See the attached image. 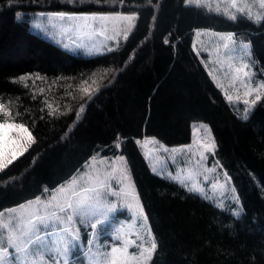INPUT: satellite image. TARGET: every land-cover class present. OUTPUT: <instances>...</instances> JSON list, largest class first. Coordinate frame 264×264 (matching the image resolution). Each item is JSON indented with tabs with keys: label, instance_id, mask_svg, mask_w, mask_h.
Returning a JSON list of instances; mask_svg holds the SVG:
<instances>
[{
	"label": "trees",
	"instance_id": "1",
	"mask_svg": "<svg viewBox=\"0 0 264 264\" xmlns=\"http://www.w3.org/2000/svg\"><path fill=\"white\" fill-rule=\"evenodd\" d=\"M113 10L136 12L138 20L128 41L121 39L111 53L72 52L30 26L37 12ZM197 29L236 33L250 44L252 70L264 79V20L230 21L183 0H0V103L20 114L17 120L37 141L0 173V210L54 189L95 154H123L157 242L149 264H264V97L247 119L239 104H229L193 52ZM21 75L30 78L12 82ZM92 79L100 91L77 123L75 113L85 103L80 89L94 87ZM48 104L67 114L49 116ZM194 121L211 130L214 159L236 190L239 215L154 174L136 144L143 137L186 144Z\"/></svg>",
	"mask_w": 264,
	"mask_h": 264
},
{
	"label": "snow or ice",
	"instance_id": "2",
	"mask_svg": "<svg viewBox=\"0 0 264 264\" xmlns=\"http://www.w3.org/2000/svg\"><path fill=\"white\" fill-rule=\"evenodd\" d=\"M77 2L83 3V0H66L68 4ZM96 2L107 4L108 0ZM112 2L115 5L117 0ZM254 2L264 10V0ZM119 3L123 5L125 0H119ZM183 3L186 7L207 9L208 13L222 15L230 21L244 16L257 24L264 20V12L253 15V5L248 3V0H183ZM17 18H20L19 13ZM137 20L136 12L124 14L115 10L107 13L59 11L47 14L48 24L53 29H59L61 32L71 30L80 37L102 36L103 42L99 46L93 44L89 47L84 43L76 45L86 48L89 55L103 54L101 49L107 53L117 51L121 47V37L123 41H128ZM35 26L42 27L40 24ZM206 35L212 37L207 44L200 39ZM195 36L197 41L193 42V52L197 56L208 52L209 59L201 60V63L213 65L208 75L212 77L216 87L223 91L229 104L243 103L244 119H247V114L264 97V81L257 83L252 71L254 62L250 44L242 41L238 43L237 34L231 31L197 30ZM109 41L115 46H109ZM164 43L168 44L169 40L166 38ZM213 56L215 59H212ZM112 71L111 68L106 69L105 75ZM29 78L21 75L18 81L13 79L12 82H23ZM100 79L103 80L104 76ZM222 80L226 81L227 85L221 82ZM92 85L94 87L80 89L85 103L81 104L79 111L75 113L77 123L85 111L86 104L100 91L101 84L97 79H92ZM47 107L51 110L48 112L49 116L67 114H58L51 104ZM5 108L9 110H4ZM0 114L3 117L0 119V173H3L37 141L32 129L25 122L17 120L20 114H12L10 105L0 103ZM200 130L203 135L197 136ZM71 131L70 127L68 133ZM193 133L192 144L181 148L168 149L155 138L144 139L143 143L159 144L155 151L170 152L172 155L169 159L175 160L183 154L191 167L182 170L181 174L174 176L168 172L159 156L156 157V164L152 166L153 173L171 182H178L190 194H201L202 198L211 199L204 194V187L194 177L204 174L207 179V174L216 172L218 162H214V167H205V163L209 160L208 154H215L217 144L206 125L201 124L199 128L194 125ZM136 144L140 145L141 140H136ZM121 147L122 141L118 136L115 148ZM145 158H149V153H145ZM77 173L54 189L45 187L41 196L0 210V264H48L49 261L51 264H73L72 253L82 246V231L87 234L86 230L89 228L91 239L88 244L96 248L95 253L89 250L90 264H149L153 260L157 242L153 239L152 231L144 228L149 218L145 214V206L141 203L125 155L118 154L114 158H99L98 155H93L81 169H77ZM224 178L226 182H230L226 172ZM211 187L213 190H223L225 185L217 180ZM232 191L235 192V189ZM112 197H115V200L111 199ZM232 198L238 203V198ZM120 210H126L130 214L128 219L131 224L120 222L119 226L110 225V243H100L104 225ZM234 215H239V211Z\"/></svg>",
	"mask_w": 264,
	"mask_h": 264
},
{
	"label": "rangeland",
	"instance_id": "3",
	"mask_svg": "<svg viewBox=\"0 0 264 264\" xmlns=\"http://www.w3.org/2000/svg\"><path fill=\"white\" fill-rule=\"evenodd\" d=\"M248 3L253 5L251 10H252V13L254 16L264 12V10L260 9L258 4H256L254 2V0H248ZM48 13H52V12L43 11V12L35 13L32 16H30V26L33 29L40 31L42 36H45L46 38H48V39L52 40L53 42L59 44L61 47L65 48L69 51H72V52L81 51L82 53L87 54L86 48H79L76 45L80 44V43H84V44L88 45L89 47H91L93 44L99 46L103 42L102 36L80 37L78 34H76L75 32H73L71 30H69L67 32H61L59 29H53L51 27V25L48 24V21H47V14ZM88 13H91V12H88ZM100 13H107V12H100ZM41 14H44V15H41ZM124 14H126V13H124ZM37 24L42 25V27H39V28L36 27L35 25H37ZM45 29H47V31H45ZM197 30H200V29H197ZM197 30H195V31H197ZM195 31H194L193 42L197 41V37L195 36ZM200 31H205V30H200ZM207 31L214 32V31H210V30H207ZM121 39H123V38L121 37ZM200 39H202L205 42V44H207V42L209 40H211L212 37L206 35ZM237 42L239 43L241 41L237 40ZM108 44H109V46H113V47L115 46L113 44V42H111V41H109ZM65 45H68V47H65ZM192 45H193V43H192ZM199 46L200 45L198 42V47ZM101 51L104 52L105 50L101 49ZM87 55H89V54H87ZM199 57L201 60L207 61L209 59L208 52L207 51L202 52L199 55ZM212 59H215V57L213 56ZM203 64H204L207 72H209V70L213 67V65L208 64V63H203ZM254 75H255V73H254ZM220 76L222 77V73H220ZM255 79H256L257 83L264 81V79L259 78L256 75H255ZM221 82H223L227 85L226 81L222 80ZM221 92L223 94L222 90H221ZM237 104H239V106H241L242 110L244 111L245 106L243 105L242 102L233 103L232 105L235 106ZM201 124L208 126L206 123H204L202 121H194L191 123V137H190V140L188 143L183 144V145H175V146H166L164 144L163 145L168 149H172V148H181L185 145L192 144L193 139H194L193 126L195 125L197 128H199V125H201ZM208 128H209V126H208ZM13 135H15V134H13ZM202 135H203V131L200 130L197 133V136H202ZM144 139H152V138H150V137L140 138L139 140H141V144L138 145V147L140 148L144 157H145V153H149V158L148 159L145 158V160H146V162H147V164L151 170H152V166L154 164H156V157L157 156L162 158V162L166 166L167 171L170 172L174 176L181 174L182 170L191 167V165L187 164L185 156L183 154L179 155L177 157V159H175V160L169 159V157L172 155L170 152L165 153L162 150L157 152V151H155V149L159 148V144H144L143 143ZM95 155H98L99 158L105 157V156H101L99 154H95ZM188 155L190 156V154H188ZM208 155H209V160L205 163V167L216 166L214 162H217V161L214 159V155H212V154H208ZM108 158H114V157H108ZM197 159H198V157H197ZM84 165H85V163L82 165V167ZM75 173H77V171ZM224 173H225V171L219 165V167H217L216 172L207 174V179H205L204 174L198 175L194 178L196 179V181L201 186L204 187V189H205L204 194H206L208 197H211V199H207V200H209L211 203H213L218 208L229 210L234 215V213L237 211H239V213H240L239 201L237 203V201L232 198L233 196H235L237 198V193H236V190H235V192L232 191L235 188H234L229 176L228 177H229L230 182L225 181ZM217 180H219V182L221 184L225 185L223 190H219V189L213 190L212 189L211 185L213 183H215ZM221 192H223V194H221ZM199 195L202 196L201 194H199ZM42 198H44V197H42ZM32 199H34V198H32ZM111 199L115 200V197H112ZM219 205H222V206H219ZM15 206H17V205H15ZM12 207H14V206H12ZM129 215L130 214H128L126 212V210H120V211L114 213L112 216V219L107 224L104 225V232H103V235L101 236L100 243H110L111 237L108 235V233L111 231L110 225L116 224V226H119L120 222H123L126 225L131 224V220L128 219ZM144 228L150 229L148 222L144 226ZM86 232H87V234H85V232L82 231V241H81L82 246L80 248L75 249L72 253L73 264H90L89 250H91V252H93V253H95V251H96V248L94 246H90L88 244V240L91 239V235H90L91 229L90 228L87 229ZM84 236H87L85 240H84ZM132 238L134 239L135 237L133 236ZM145 238L147 239L146 233H145ZM48 264H51V261H49ZM61 264H62V262H61Z\"/></svg>",
	"mask_w": 264,
	"mask_h": 264
}]
</instances>
